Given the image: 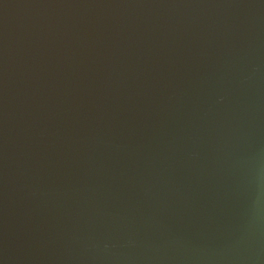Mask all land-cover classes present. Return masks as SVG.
I'll return each mask as SVG.
<instances>
[{
  "label": "water",
  "instance_id": "1",
  "mask_svg": "<svg viewBox=\"0 0 264 264\" xmlns=\"http://www.w3.org/2000/svg\"><path fill=\"white\" fill-rule=\"evenodd\" d=\"M0 264H264V0H0Z\"/></svg>",
  "mask_w": 264,
  "mask_h": 264
}]
</instances>
